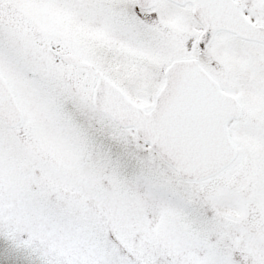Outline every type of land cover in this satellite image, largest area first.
Returning <instances> with one entry per match:
<instances>
[{
    "label": "snow or ice",
    "instance_id": "snow-or-ice-1",
    "mask_svg": "<svg viewBox=\"0 0 264 264\" xmlns=\"http://www.w3.org/2000/svg\"><path fill=\"white\" fill-rule=\"evenodd\" d=\"M0 264H264V0H0Z\"/></svg>",
    "mask_w": 264,
    "mask_h": 264
}]
</instances>
